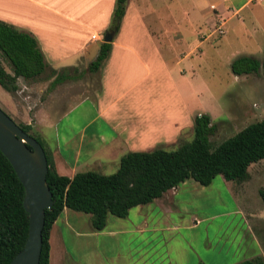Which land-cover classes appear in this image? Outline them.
<instances>
[{"label": "crops", "instance_id": "0c3cea01", "mask_svg": "<svg viewBox=\"0 0 264 264\" xmlns=\"http://www.w3.org/2000/svg\"><path fill=\"white\" fill-rule=\"evenodd\" d=\"M115 1L0 0V21L36 38L44 54L47 71L55 72L48 79V92H52L58 85L82 76L69 75V80L50 87L60 70H78L88 66L89 71L103 43L104 34L113 29ZM158 3V6L166 7L165 0H158ZM159 11L157 4L153 6L152 0L127 1L110 53L98 71V90L92 97L82 98L60 114L52 115L50 109L43 105L46 96H40L39 105L31 119L26 100L30 99L31 92L35 90L38 93L40 90L35 84L45 80L25 82L18 79V91L15 94L19 95L22 102L17 103L11 94L16 106L14 114L22 117L23 124L31 125L50 153L58 175L72 178L77 173L105 168L107 163H112V159L120 161L130 152L150 151L162 146L169 148L185 132H192L194 117L201 113H193L178 87V81L187 84L195 93L193 81L196 59L203 42L193 41L188 47L178 43L177 49L171 48L169 38L180 42L183 35L178 27L172 33L165 28L164 21L173 20L171 15L174 14L170 15L167 10L164 18ZM185 16L182 13L184 20ZM179 21L180 18L177 19V26ZM85 55L91 56L90 59H85ZM6 72L11 74L10 69ZM252 165L248 168L249 177L244 182H227L218 176L205 188L210 189L217 184L223 189L233 204L232 212L242 218L248 229L255 232L259 227L263 228L258 233L259 238H262L264 205L263 211L258 214L256 203L247 197L251 181L249 169ZM191 183L196 184L188 181L172 189L178 191L172 199L175 206L182 204L178 202L180 187L192 186ZM168 192L153 203L162 200ZM152 210L155 211L154 207ZM157 211L164 212L161 209ZM79 218L69 209H64L53 224L49 232V264H77L66 240L70 234L77 235L75 228ZM145 220L137 225L140 232L144 231L141 229L146 226ZM85 221L90 224L89 218ZM255 234L256 251L238 257L231 264H241L258 257L264 260V241ZM197 264L204 263L199 261Z\"/></svg>", "mask_w": 264, "mask_h": 264}, {"label": "rangeland", "instance_id": "374dc122", "mask_svg": "<svg viewBox=\"0 0 264 264\" xmlns=\"http://www.w3.org/2000/svg\"><path fill=\"white\" fill-rule=\"evenodd\" d=\"M152 2L153 6L157 4L162 17L166 18L167 10L170 15L174 14L171 15L173 20L167 19V24L164 21L165 28L172 33L178 27L183 35L180 42L169 38L171 48L177 49L178 43L188 47L193 41L203 42L196 59L195 93L184 82L178 81V87L193 113L208 115L211 124L216 125L210 137L212 147L248 125L263 120L264 76L235 77L230 66L242 56L263 59L264 0H165L166 7L158 6V0ZM182 13L186 14L185 20ZM89 57L85 55V59ZM1 62L6 70L10 69L6 62ZM87 68L60 70L59 73L64 75L82 76L58 85L52 92H48L50 81L46 79L50 73L47 71L43 77L45 81L35 84L40 87L38 93L34 90L26 100L30 118L33 119L40 96H46L43 105L50 109L52 115L62 113L82 98L92 97L99 88V73H91ZM12 95L17 103L22 102L18 94ZM12 95L0 86V109L16 124H23L22 117L14 114L16 106ZM30 123L33 125V120ZM31 134L36 136L33 130ZM192 138L191 131L185 132L169 148ZM110 162L105 168L93 172L101 175L115 173L119 161L112 159ZM255 164L249 169L251 181L247 197L256 203L255 208L260 214L263 203L258 191L264 189V160ZM180 188L178 202L182 204L178 207L172 201L178 192L176 189L155 204L131 209L123 221L110 218L108 227L98 233L85 221L90 219V215H76L70 210L81 217L75 228L77 235L70 234L66 240L72 257L77 264H197L199 261L204 264H231L238 257L256 251L255 233L259 240L264 241V235L262 238L258 235L263 228L259 227L255 232L248 229L242 218L232 212L229 196L217 184L210 189L196 184ZM144 220L146 226L140 232L137 225Z\"/></svg>", "mask_w": 264, "mask_h": 264}, {"label": "trees", "instance_id": "16d2710c", "mask_svg": "<svg viewBox=\"0 0 264 264\" xmlns=\"http://www.w3.org/2000/svg\"><path fill=\"white\" fill-rule=\"evenodd\" d=\"M127 1H115L112 27L118 29ZM111 45H100L89 67L91 73L100 70ZM1 61L9 65L11 74L6 72ZM47 68L36 38L0 21V86L6 92L15 94L18 79L41 81ZM230 70L235 77L264 76V57L262 60L239 57L231 63ZM49 73L50 78L55 75L52 70ZM48 77L46 80L50 79ZM69 77L59 73L50 87L69 80ZM17 125L42 146L48 164L46 183L53 205L45 211L39 264H49V232L64 209L90 215L91 229L101 232L109 217L125 219L131 209L151 204L185 182L208 187L218 176L227 182H244L249 177L248 168L264 160V119L212 147L210 137L216 125L211 124L208 115L200 114L194 117L193 138L189 142L173 148L158 147L127 153L121 157L118 169L111 175L89 171L68 178L56 173L50 153L41 139L31 134V126ZM258 195L264 205V189H260ZM23 196V186L0 152V264H9L27 238L28 215L23 208ZM241 264H264V260L258 257Z\"/></svg>", "mask_w": 264, "mask_h": 264}, {"label": "water", "instance_id": "95a60500", "mask_svg": "<svg viewBox=\"0 0 264 264\" xmlns=\"http://www.w3.org/2000/svg\"><path fill=\"white\" fill-rule=\"evenodd\" d=\"M117 27L107 31L103 43L110 44ZM0 152L12 166L24 189L23 208L28 215V233L23 248L9 264H39L45 211L53 205L46 183L48 164L42 146L0 109Z\"/></svg>", "mask_w": 264, "mask_h": 264}, {"label": "built area", "instance_id": "2783aa9c", "mask_svg": "<svg viewBox=\"0 0 264 264\" xmlns=\"http://www.w3.org/2000/svg\"><path fill=\"white\" fill-rule=\"evenodd\" d=\"M92 38H95L94 36Z\"/></svg>", "mask_w": 264, "mask_h": 264}]
</instances>
